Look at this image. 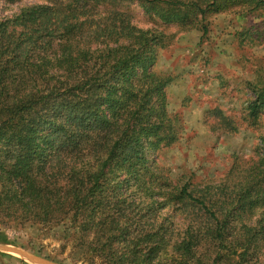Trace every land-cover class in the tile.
Listing matches in <instances>:
<instances>
[{"label":"trees","instance_id":"obj_1","mask_svg":"<svg viewBox=\"0 0 264 264\" xmlns=\"http://www.w3.org/2000/svg\"><path fill=\"white\" fill-rule=\"evenodd\" d=\"M43 1L0 22V226L73 228L91 264H264V136L218 183L163 175L153 156L183 134L155 69L164 43L117 8L205 36L211 17L256 19L264 0ZM249 87L256 127L264 84Z\"/></svg>","mask_w":264,"mask_h":264},{"label":"rangeland","instance_id":"obj_2","mask_svg":"<svg viewBox=\"0 0 264 264\" xmlns=\"http://www.w3.org/2000/svg\"><path fill=\"white\" fill-rule=\"evenodd\" d=\"M43 0L0 1V22L18 15ZM118 10L127 13L134 26L159 34L155 69L171 78L165 88L168 112L183 128L180 140L157 150L153 159L173 183L203 186L224 179L233 163H250L256 157L259 136H264V114L258 125H249L246 107L253 94L249 85L264 84V10L255 19L239 16L238 8L210 18L208 33L166 24L149 17L136 2H123ZM242 34L244 39L241 40ZM222 109L233 120L236 132L222 130L213 117ZM173 222L168 209L165 212ZM178 216L175 221H180ZM73 228L58 226H0V246L54 264H91L83 247L72 238ZM92 234H83L88 241ZM0 264H34L17 254L0 250Z\"/></svg>","mask_w":264,"mask_h":264},{"label":"water","instance_id":"obj_3","mask_svg":"<svg viewBox=\"0 0 264 264\" xmlns=\"http://www.w3.org/2000/svg\"><path fill=\"white\" fill-rule=\"evenodd\" d=\"M0 250L6 251V252H10V253H13V254H17V255L21 256L22 258L26 259L27 261H29L31 263H34V264H54V263L45 261L43 259H39V258H36V257H33V256L26 255V254L21 253V252L15 250L13 248H10V247L0 246Z\"/></svg>","mask_w":264,"mask_h":264}]
</instances>
